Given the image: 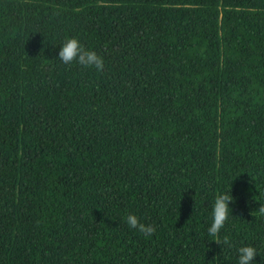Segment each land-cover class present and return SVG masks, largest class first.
I'll return each mask as SVG.
<instances>
[{
	"label": "trees",
	"instance_id": "1",
	"mask_svg": "<svg viewBox=\"0 0 264 264\" xmlns=\"http://www.w3.org/2000/svg\"><path fill=\"white\" fill-rule=\"evenodd\" d=\"M260 205L264 0H0V264H264Z\"/></svg>",
	"mask_w": 264,
	"mask_h": 264
},
{
	"label": "clouds",
	"instance_id": "2",
	"mask_svg": "<svg viewBox=\"0 0 264 264\" xmlns=\"http://www.w3.org/2000/svg\"><path fill=\"white\" fill-rule=\"evenodd\" d=\"M59 61L64 65L77 64L83 68H95L98 72L104 70V60L94 50L86 48L78 38L66 36L60 45L58 53ZM234 203L233 196L228 193H218L215 197L212 206V223L208 228L209 236L215 238V243L221 245L219 239V232L224 227L229 219V205ZM259 215H264V205H260L256 210ZM253 212L250 213L253 216ZM127 223L130 227L137 229L139 232L150 236L155 232V227L152 225H145L140 223L135 215L127 217ZM229 238L227 236L223 239L224 245H229ZM257 250L251 245L241 246L238 249V264H253L257 256Z\"/></svg>",
	"mask_w": 264,
	"mask_h": 264
}]
</instances>
